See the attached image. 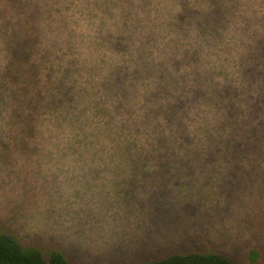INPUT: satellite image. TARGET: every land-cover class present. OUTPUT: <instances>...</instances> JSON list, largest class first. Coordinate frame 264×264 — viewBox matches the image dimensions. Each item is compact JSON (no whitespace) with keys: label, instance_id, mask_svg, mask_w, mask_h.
<instances>
[{"label":"clouds","instance_id":"clouds-1","mask_svg":"<svg viewBox=\"0 0 264 264\" xmlns=\"http://www.w3.org/2000/svg\"><path fill=\"white\" fill-rule=\"evenodd\" d=\"M262 101L264 0H0V216L100 249L162 198L231 223Z\"/></svg>","mask_w":264,"mask_h":264},{"label":"rangeland","instance_id":"rangeland-1","mask_svg":"<svg viewBox=\"0 0 264 264\" xmlns=\"http://www.w3.org/2000/svg\"><path fill=\"white\" fill-rule=\"evenodd\" d=\"M252 144L258 154H264V131L257 132ZM225 182L228 187L227 177ZM148 222L150 226L140 235L103 249L48 229H31L15 210L0 216V232L12 234L46 253L49 247H57L76 264H141L171 251L206 247L224 253L238 264H264V205L258 204L233 222L224 223L192 217L187 207L178 211L162 198L149 209ZM251 251L257 252L256 260L249 257Z\"/></svg>","mask_w":264,"mask_h":264},{"label":"trees","instance_id":"trees-1","mask_svg":"<svg viewBox=\"0 0 264 264\" xmlns=\"http://www.w3.org/2000/svg\"><path fill=\"white\" fill-rule=\"evenodd\" d=\"M263 102V101H262ZM261 102H258V105ZM257 252L249 257L257 259ZM0 264H76L57 247L51 246L47 253L41 248L26 245L16 236L0 232ZM141 264H238L230 257L209 247L186 251H171L161 257Z\"/></svg>","mask_w":264,"mask_h":264}]
</instances>
